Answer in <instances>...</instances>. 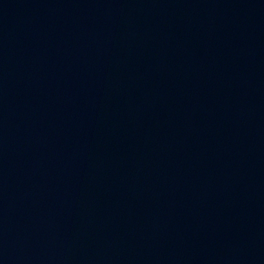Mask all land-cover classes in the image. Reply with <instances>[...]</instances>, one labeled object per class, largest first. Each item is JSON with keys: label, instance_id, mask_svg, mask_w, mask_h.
I'll use <instances>...</instances> for the list:
<instances>
[{"label": "water", "instance_id": "obj_1", "mask_svg": "<svg viewBox=\"0 0 264 264\" xmlns=\"http://www.w3.org/2000/svg\"><path fill=\"white\" fill-rule=\"evenodd\" d=\"M0 264H264V0H0Z\"/></svg>", "mask_w": 264, "mask_h": 264}]
</instances>
